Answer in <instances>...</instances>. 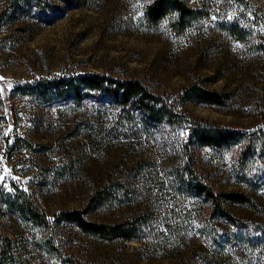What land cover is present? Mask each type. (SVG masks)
<instances>
[{
	"label": "rangeland",
	"instance_id": "rangeland-1",
	"mask_svg": "<svg viewBox=\"0 0 264 264\" xmlns=\"http://www.w3.org/2000/svg\"><path fill=\"white\" fill-rule=\"evenodd\" d=\"M186 1L202 13L177 29L173 15L150 24L153 0H0V236L16 253L8 264H264V0ZM92 73L139 79L188 125L256 143L244 162V141L199 145L185 123L145 124L111 96L51 99L58 79ZM193 86L221 91L224 103L184 99ZM187 167L217 192L250 197L226 202L238 224L192 192L178 173ZM19 189L50 214L49 229L12 208ZM73 210L112 224L142 217L141 236L104 238L59 218Z\"/></svg>",
	"mask_w": 264,
	"mask_h": 264
},
{
	"label": "trees",
	"instance_id": "trees-1",
	"mask_svg": "<svg viewBox=\"0 0 264 264\" xmlns=\"http://www.w3.org/2000/svg\"><path fill=\"white\" fill-rule=\"evenodd\" d=\"M200 9L191 8L186 0H153L147 7V19L152 26L159 25L164 19L173 15L175 26L182 29L187 22H191L201 16ZM43 86L39 83L35 87L23 86L22 93H36ZM56 91L52 98L74 97L83 100L86 97L84 90L92 93L113 97L122 109L134 114L140 111V116L145 124L157 126L165 122L176 125H184L190 129L191 141L199 145L210 147H229L235 143L245 142V149L241 152L242 161L249 157L251 148L255 145V137L250 135L245 139L240 131L231 130L221 126L187 124L186 117L178 113L175 108L167 104L160 96L149 90L139 79H116L105 74L92 73L73 78H62L54 82ZM184 99L204 102L209 104L224 103V95L221 91L209 90L199 86H193L187 90ZM255 135V134H254ZM178 173L182 174L185 184L196 194L205 196L213 204L214 214L223 217L233 224H238V219L232 214L226 202H251L249 196L240 192H217L210 185L200 181L196 172L191 168H185ZM182 179V178H181ZM12 208L20 215L33 221L44 229H49L52 224L50 214L43 211L34 198L26 191L19 189ZM59 218L75 222L84 231L104 237L134 239L141 236L142 217L119 223H105L89 220L85 210H73L63 212ZM0 264H8L16 259L15 242L8 235L0 236ZM62 256V255H61ZM68 264H84L76 257L66 259Z\"/></svg>",
	"mask_w": 264,
	"mask_h": 264
}]
</instances>
